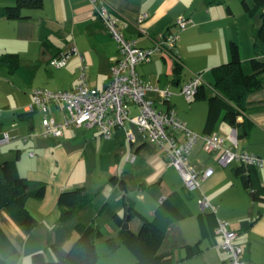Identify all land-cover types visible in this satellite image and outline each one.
I'll list each match as a JSON object with an SVG mask.
<instances>
[{"label": "crops", "instance_id": "0c3cea01", "mask_svg": "<svg viewBox=\"0 0 264 264\" xmlns=\"http://www.w3.org/2000/svg\"><path fill=\"white\" fill-rule=\"evenodd\" d=\"M12 2L13 0H0V7ZM103 2L107 5L110 15L119 19L124 37L135 39L141 47L153 46L162 36L175 32V22L179 16L192 21L191 25L178 35L175 44V52L181 65L179 73L173 72V58L167 50L139 66L140 77L159 88H168L167 84L171 83L177 86V94L181 95V85L193 74L198 73L201 74L204 88L211 89L214 81L211 69L230 59L231 40L238 43L243 61L256 56L253 34L258 26L256 20L251 18L257 14L251 17L244 13L242 7L241 12H235L227 5L228 0ZM22 13L27 18L0 17V54L13 53L18 59L17 66L12 70L5 63L8 88L3 92V96H0V106L3 107L0 108V136L2 132H7L15 137L8 143H0V161L15 159L21 176L46 183L44 196L28 197L25 205L38 220L33 234L41 241L45 258L53 259L54 255L48 244H54L64 253L76 238L73 229L76 222L96 225L91 223L90 219H84L87 214L92 213L90 208L99 207L97 215L109 207L111 213L123 212L121 201L124 193L122 198H119L115 192L118 183L112 184L110 177L116 175L121 180L124 174H128L132 169L131 164L137 158L143 164L154 159L159 150L151 142L132 144L126 138L123 128H116L109 138L102 137L95 127L67 128L61 136L41 135L42 112H24L31 101L32 90L73 88L79 76L80 57L85 64L88 84L103 89L108 83L110 65L117 53L116 42L102 24L90 0H42L40 7L25 8ZM246 15L249 18H246ZM189 40L204 44L209 49V52L197 56V59L202 61L200 66L194 65L185 49V43ZM73 49L76 53L70 55L66 65L52 70L49 63L51 57ZM258 58L264 60V53ZM184 70L190 72V75L185 76ZM208 73L210 77L207 76ZM19 83L24 89L19 88ZM172 94L173 91L170 96ZM147 95L155 103L163 102L160 92L149 91ZM170 98L169 104H163L165 107H173L178 116L175 101ZM201 109L199 108V117ZM207 109L208 106L204 108V119L199 132L186 120L180 119L189 129L202 133ZM64 113L62 103L48 107V116L57 121L62 120ZM243 118L251 125L246 132L240 131L238 134L237 149L264 157V87L248 95L246 109L238 120L242 121ZM229 129L230 126L222 119L215 128L221 133H227ZM25 135L30 136L23 141L21 137ZM135 136L139 138L136 132ZM198 142L190 152L189 161L196 168L213 167V174L205 178L193 192H187L181 184L184 196L175 190L168 191L158 200H154L149 199L150 195L146 199L141 193L138 195L139 202L133 204L134 207L151 219L160 200L166 195L178 192L185 199L191 215L170 225L160 245V253H169L173 259L172 264H223L226 254L218 245L220 236L213 232L211 236L200 238L197 216L201 210L198 199L205 195L211 204L217 206L214 211L216 218L227 222L230 228L237 232L236 242L242 247L245 264H264V167L250 166L252 182L248 187L245 183L248 181V167L244 168L236 162L219 167L215 156L206 154ZM131 150L136 154L133 162L126 160V155ZM29 151H32L33 155H30ZM106 183L111 186L109 190L105 187ZM78 186H84L92 195V199L77 210L73 219L61 222L57 205L58 195L63 190ZM253 190H257L262 198L253 199ZM112 197L118 201L114 210L110 201ZM193 197L196 198L194 207L188 202ZM107 222L110 229L108 237L119 241L120 227ZM0 226L18 248V253L10 258V263H29L30 257L23 252L28 234L3 208H0ZM132 228L130 225L133 231ZM171 232L175 236L174 240L169 238ZM196 242H199L202 248L200 253L179 260L184 254L185 245ZM120 245L122 244L118 243V246Z\"/></svg>", "mask_w": 264, "mask_h": 264}, {"label": "built area", "instance_id": "2783aa9c", "mask_svg": "<svg viewBox=\"0 0 264 264\" xmlns=\"http://www.w3.org/2000/svg\"><path fill=\"white\" fill-rule=\"evenodd\" d=\"M100 17L102 24L116 42L117 53L110 65L107 85L97 89L88 84L85 64L80 57L79 76L76 85L71 89L51 90L34 88L31 101L24 112H42L40 121L43 136H61L67 128L95 127L100 135L109 138L116 128H123L126 138L132 143L151 142L163 153L168 166L174 169L181 178L187 192L199 188L201 182L211 176L214 168L207 166L196 168L189 161L194 145L201 141L202 150L214 155L216 164L225 167L233 162L247 167H264V157L237 149V130L230 127L227 133L212 131L197 133L189 129L168 105L158 109L155 101L147 95L149 91L160 92L164 104H169L171 92L168 88H159L145 82L136 70V66L150 61L154 55L167 50L173 59L178 60L175 44L178 34L169 32L161 37L158 43L150 47H141L135 39L124 37L120 21L110 15L103 0H90ZM145 16V14H143ZM192 21L184 16L176 19L179 30L186 29ZM73 50L61 52L51 57L49 63L57 68L66 65ZM201 74L195 73L180 87V94L191 102L198 87L203 85ZM162 102V103H163ZM62 103L65 113L62 120L48 116L49 105ZM133 128V129H132ZM135 132L139 138H136ZM30 135L22 136L23 141ZM15 136L2 132L0 143H8ZM138 139L140 141H138ZM33 155L32 151H29ZM136 154L131 150L126 160L133 162ZM200 210L215 211L216 205L209 202L205 195L198 199ZM215 234L220 236L219 247L226 254L223 264H245L242 258V247L236 242L237 232L225 221L217 219Z\"/></svg>", "mask_w": 264, "mask_h": 264}, {"label": "trees", "instance_id": "16d2710c", "mask_svg": "<svg viewBox=\"0 0 264 264\" xmlns=\"http://www.w3.org/2000/svg\"><path fill=\"white\" fill-rule=\"evenodd\" d=\"M212 1V0H210ZM42 0H13L12 4L0 7V17L6 19L27 18L22 13L25 8H38ZM244 13L249 16L259 14L260 23L253 34L254 51L256 56L243 61L240 56L238 43L234 40L229 42L230 59L224 63L214 66L211 70L214 81L211 84L213 94L206 95L203 85L199 86L193 99H207L208 109L203 125L202 133L216 131V125L220 119L230 127L237 130V134L246 132L250 122L243 118L238 120L245 109L248 95L264 87V60L258 57L264 53V0H241ZM0 63H7L10 70L17 66L18 59L13 53H1ZM173 72L179 73L181 65L178 60L173 59ZM204 84V83H203ZM192 99V100H193ZM222 112V110H224ZM248 170V181L246 186H251L252 175L250 167ZM116 175L110 177L112 184L118 183ZM46 191V183L43 181L30 180L21 176L18 172L16 160L0 161V208L5 209L12 218L28 234L24 254L30 257L26 264H95L97 253L95 240L103 236L99 228L90 224L76 222L73 229L76 238L66 252L60 251L54 244H48L54 258L46 259L44 247L41 241L33 234L38 224L37 218L27 209L25 201L28 197L42 198ZM253 199L262 198L257 190H253ZM92 195L84 186H78L70 190H63L57 198L59 208V220L66 222L76 215L83 205L90 202ZM122 214L113 213L115 224L120 227L119 241L113 237L107 238L110 249L114 250L118 243L129 249L136 258L132 264H172L173 259L169 253H160V245L166 231L174 222L191 215V211L185 199L178 192L164 196L154 210L151 219L139 212L125 194L122 198ZM139 220L137 233L129 229H122L125 218L128 221L132 217ZM200 238L211 236L217 226V218L212 211H201L197 216ZM252 221H249L251 223ZM202 250L199 242L184 247V254L179 260L194 256ZM18 253V248L8 237L0 226V264H11L10 258Z\"/></svg>", "mask_w": 264, "mask_h": 264}, {"label": "rangeland", "instance_id": "374dc122", "mask_svg": "<svg viewBox=\"0 0 264 264\" xmlns=\"http://www.w3.org/2000/svg\"><path fill=\"white\" fill-rule=\"evenodd\" d=\"M229 7H231L235 12H241V0H228ZM246 18L247 17L246 15ZM251 18V17H250ZM253 20H256L257 26L259 24V14L255 15V17L251 18ZM249 20V19H248ZM251 20V23L253 22ZM175 33L180 35L184 30H179L178 28L174 29ZM186 31V30H185ZM185 49L187 52H189V57H191V61L196 66L202 65L201 59H197V56L203 55V53L209 52V49L204 44H201L199 42L195 41H187L185 43ZM208 49V50H207ZM156 56V55H154ZM224 63V62H222ZM139 66H136V70L138 72ZM51 67V66H50ZM49 68V67H48ZM52 70H56L54 66L51 67ZM6 70L7 66L5 63H0V96H3V92L7 90L8 85H6ZM186 70V69H185ZM183 71L185 76H189L190 72ZM207 71V70H205ZM206 76V75H205ZM207 76L210 77V73L207 74ZM19 82V81H18ZM167 87L169 88L170 92L173 91V94L169 97L172 101H175L176 110L178 113V117L182 120H186L192 128H194L195 131L199 132L200 127L202 125L204 114L207 106H208V100L207 99H193L191 102H187L182 95L177 94L178 88L177 86H174L173 84H167ZM19 88L24 89L23 85L19 83ZM213 93V91L208 87L206 88V95L209 97L210 94ZM156 107L158 109L165 108V105L160 101H157ZM1 105V104H0ZM2 106H0L1 108ZM11 107V106H9ZM3 108V107H2ZM199 108L201 109L200 117L199 115ZM198 143H201L200 141ZM163 153L159 150L158 154L155 156L154 159L148 162H144L142 164V161L137 158V160L131 164L132 169L129 171L128 174H124L121 178V180L126 182L128 190L124 193L119 189V187H115L116 194L119 195V198H122V194L124 193L125 196L135 203L139 202L138 195L143 193L145 198L150 195L149 199L153 198L154 200H158L163 194H165L168 191H179L184 196L183 190L181 189L182 181L179 177V175L168 166L167 161L165 160ZM109 179V177L107 178ZM140 183H143L141 185ZM109 190L111 188L110 185L106 183V186ZM142 190V191H141ZM150 190V191H148ZM114 196V195H113ZM111 204L113 205V210L118 205V201L114 199V197L111 198ZM189 204L194 207L196 204V198L193 197L190 200H188ZM122 204V201H121ZM120 204V205H121ZM100 205V203L98 204ZM116 205V206H114ZM91 214H87L85 216V220L90 219V222L94 225L96 228H99L103 236L99 237L95 240V248L97 253V258L95 264H132L135 263L136 258L133 255V253L127 249L124 245L116 247L114 250L110 249L107 238L110 235V229L108 228V222L110 225H114L115 221L112 218L110 212L111 208L107 209L106 211H103L100 215H97V213L100 211L99 207L92 209ZM122 213V212H121ZM120 213V214H121ZM93 215V216H92ZM132 222V223H131ZM134 224H136L134 226ZM138 224V227H137ZM133 226V231L130 229ZM139 220L137 217H132L128 221V229L132 233H137L139 229ZM175 236L172 234V232L169 234V238H172L173 240ZM174 255L176 256L177 253L175 252Z\"/></svg>", "mask_w": 264, "mask_h": 264}, {"label": "water", "instance_id": "95a60500", "mask_svg": "<svg viewBox=\"0 0 264 264\" xmlns=\"http://www.w3.org/2000/svg\"><path fill=\"white\" fill-rule=\"evenodd\" d=\"M118 187L124 193L127 191L126 184L124 183L123 180H119ZM121 228L122 229H128V219H127V217L125 218L123 224L121 225Z\"/></svg>", "mask_w": 264, "mask_h": 264}]
</instances>
